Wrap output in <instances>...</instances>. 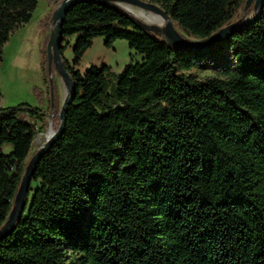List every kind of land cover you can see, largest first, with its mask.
<instances>
[{"label": "trees", "instance_id": "16d2710c", "mask_svg": "<svg viewBox=\"0 0 264 264\" xmlns=\"http://www.w3.org/2000/svg\"><path fill=\"white\" fill-rule=\"evenodd\" d=\"M141 1L197 40L238 20L246 2ZM37 4L0 0V63ZM99 37L107 48L126 41L141 61L82 74ZM59 54L73 82L63 130L0 239V264H264V0L256 20L205 52L178 51L122 11L78 3ZM44 116L26 103L0 107V228Z\"/></svg>", "mask_w": 264, "mask_h": 264}, {"label": "rangeland", "instance_id": "374dc122", "mask_svg": "<svg viewBox=\"0 0 264 264\" xmlns=\"http://www.w3.org/2000/svg\"><path fill=\"white\" fill-rule=\"evenodd\" d=\"M57 0H37V8L32 14L31 20L21 28L15 30L2 50L0 63V107H14L26 103L43 110L45 116L42 122L43 128L36 135L30 158L43 145L37 142V137L43 138L51 131H56L52 115L58 114L66 95V87L56 71L54 64L48 62V42L53 26L51 11ZM126 7L136 18L162 27V18L143 9L122 5ZM254 15L252 6L240 13L238 20L244 21ZM158 16L159 22L148 19ZM69 45L64 52V58L71 61V47L75 38L68 40ZM104 37L94 39L91 48L84 54L79 71L84 74L90 66L108 65L115 74L123 71L124 67L131 63L141 61V56L128 48L124 40L115 41L110 48L104 46ZM198 78L211 77V71L192 72ZM38 126L41 124L38 123ZM3 151H11L10 146H4ZM36 184H32L35 187ZM33 192L28 196L31 201Z\"/></svg>", "mask_w": 264, "mask_h": 264}, {"label": "water", "instance_id": "95a60500", "mask_svg": "<svg viewBox=\"0 0 264 264\" xmlns=\"http://www.w3.org/2000/svg\"><path fill=\"white\" fill-rule=\"evenodd\" d=\"M78 3H91L101 7H108L116 11H122L127 16H129L133 22L146 32H151L157 36L163 38V40L172 45L178 51L185 52H205L211 48L219 46L222 44L230 35H233L238 30L244 28L249 23L253 22L261 14L263 0H246L244 10L252 6L254 15L244 21L236 20L227 26L219 29L211 37L205 40L189 39L179 33L173 26L170 18L167 16L164 10L155 4L141 0H63L61 4L56 8L52 15V32L50 34L48 42V62L49 65L54 64L57 73L61 77L66 87V95L63 100L60 111L58 112V117L60 120L59 126L56 131L46 139L44 144L33 154L29 159L24 174L21 178L19 188L15 194L12 208L7 216V220L4 225L0 228V239L4 236H8L16 223L17 219L23 214L25 208V199L29 192V186L31 182L32 175L35 171V167L41 158V156L48 150V148L53 144V142L61 135L64 125V116L66 108L70 102L71 95L73 93V82L70 75L66 72L63 67L60 58V47L62 43V25L64 18L71 7ZM122 5L134 6L145 11L154 13L160 16L164 22L162 27L147 24L142 20L136 18L126 7Z\"/></svg>", "mask_w": 264, "mask_h": 264}, {"label": "bare ground", "instance_id": "6f19581e", "mask_svg": "<svg viewBox=\"0 0 264 264\" xmlns=\"http://www.w3.org/2000/svg\"><path fill=\"white\" fill-rule=\"evenodd\" d=\"M148 19L152 20V21H160V18L158 16H153V17H149ZM52 134V132L50 131L44 138L43 136H39V138L37 137V142H40L41 144H44V142L46 141V139H48V137Z\"/></svg>", "mask_w": 264, "mask_h": 264}]
</instances>
